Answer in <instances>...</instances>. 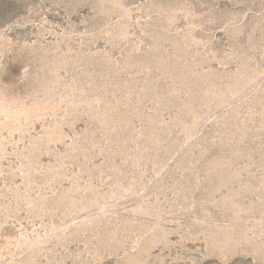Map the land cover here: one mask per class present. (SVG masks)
I'll list each match as a JSON object with an SVG mask.
<instances>
[{
  "label": "rangeland",
  "instance_id": "rangeland-1",
  "mask_svg": "<svg viewBox=\"0 0 264 264\" xmlns=\"http://www.w3.org/2000/svg\"><path fill=\"white\" fill-rule=\"evenodd\" d=\"M0 264H264V0H0Z\"/></svg>",
  "mask_w": 264,
  "mask_h": 264
}]
</instances>
